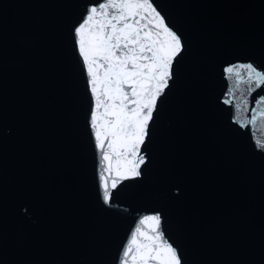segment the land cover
Segmentation results:
<instances>
[{"label":"water","instance_id":"water-1","mask_svg":"<svg viewBox=\"0 0 264 264\" xmlns=\"http://www.w3.org/2000/svg\"><path fill=\"white\" fill-rule=\"evenodd\" d=\"M99 2L0 0V264H119L156 213L183 264H264V86L225 73L264 70V0H155L184 50L142 177L114 190L73 36Z\"/></svg>","mask_w":264,"mask_h":264},{"label":"snow or ice","instance_id":"snow-or-ice-1","mask_svg":"<svg viewBox=\"0 0 264 264\" xmlns=\"http://www.w3.org/2000/svg\"><path fill=\"white\" fill-rule=\"evenodd\" d=\"M73 36L92 97L89 127L99 149L107 141L102 159L107 162L105 171L114 174V190L123 181L142 177L146 157L141 148L158 102L170 87L174 64L183 53V38L155 0H100L89 6ZM225 73L235 74L237 88L248 83L249 94L264 86V70L252 63L229 66ZM224 103H232L227 94ZM257 103H264V96ZM101 180L102 198L110 204L108 178L101 175ZM121 257L119 264H183L179 251L166 238L158 213L138 220Z\"/></svg>","mask_w":264,"mask_h":264}]
</instances>
